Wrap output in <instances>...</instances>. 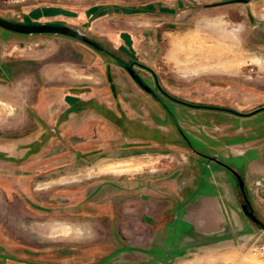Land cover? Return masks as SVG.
<instances>
[{
    "label": "rangeland",
    "instance_id": "1",
    "mask_svg": "<svg viewBox=\"0 0 264 264\" xmlns=\"http://www.w3.org/2000/svg\"><path fill=\"white\" fill-rule=\"evenodd\" d=\"M222 1L0 0V17L106 49L0 28V264H264L247 250L264 224V109L176 104L137 64L187 102L264 106V0L207 7ZM199 207L215 235L184 222Z\"/></svg>",
    "mask_w": 264,
    "mask_h": 264
},
{
    "label": "water",
    "instance_id": "2",
    "mask_svg": "<svg viewBox=\"0 0 264 264\" xmlns=\"http://www.w3.org/2000/svg\"><path fill=\"white\" fill-rule=\"evenodd\" d=\"M238 1H242V2H247L248 0H238ZM0 28H3L7 31H11V32H15V33H19V34H43V33H52V34H56V35H66V36H71L77 40H81V41H85V42H90L87 37L85 36L84 33L80 32L78 29H74L71 28L67 25L64 24H51V23H21V22H15V21H11L8 19H5L3 17H0ZM144 68L148 69L153 76L155 77L156 80V84L157 87L159 89H161L158 81H157V77L155 72L153 71V69L144 66ZM130 74L138 81L139 78L132 72V70L130 69ZM141 88H144L143 85H140ZM169 96V95H168ZM171 99H173L174 101L187 105V106H196L198 107V105H193L189 102L180 100V99H176L172 96H169ZM200 107H204V108H216V109H222L224 111L227 112H232L234 114H238V115H247V114H242L240 112H237L235 110H231L229 108H221V107H211V106H207V105H203ZM264 109V106L251 112L249 115L254 114L255 112ZM213 160H216L215 157H213ZM237 179L239 182V187L242 189L243 188V183L241 181V178L237 175ZM248 203L247 198L245 197V204L241 206L242 211L245 214H249V216L255 220V217L252 213V211H250L249 213L246 210V204ZM261 229L264 230V224L261 225Z\"/></svg>",
    "mask_w": 264,
    "mask_h": 264
},
{
    "label": "flooded vegetation",
    "instance_id": "3",
    "mask_svg": "<svg viewBox=\"0 0 264 264\" xmlns=\"http://www.w3.org/2000/svg\"><path fill=\"white\" fill-rule=\"evenodd\" d=\"M235 2H241V3H245V2H242V1H238V0H224V1H222V2H213L212 4H208L207 5V7L208 6H210V7H212V6H217V5H220V4H229V3H235ZM70 27V26H69ZM72 28V27H71ZM74 29H76V28H74ZM79 30V29H78ZM80 31V30H79ZM80 32H82V31H80ZM83 33V32H82ZM85 34V33H84ZM66 36V35H65ZM86 36V35H85ZM69 37H71V36H69ZM87 37V36H86ZM73 38V37H72ZM75 39V38H74ZM87 39L90 41V42H85V41H83V42H85L86 44H88V45H90L91 47H93V48H95L96 50H99V51H105L106 49L105 48H103V47H101L99 44H97L96 42H94L93 40H91V39H89L88 37H87ZM81 41V40H80ZM138 64V66L139 67H141V68H143V69H145V70H147V71H149L148 69H146V68H144V66H146V65H143V64H141V63H137ZM123 66H124V68H125V70L129 73V75H130V77L132 78V80L137 84V86L143 91V92H145L146 94H148L151 98H155L156 99V97H157V95H156V91L151 87V86H149V85H147L145 82H144V80L136 73V71L133 69V67L135 66V64H132V63H130V64H123ZM148 67V66H147ZM150 68V67H149ZM130 69L132 70V72L139 78V80L137 81L131 74H130ZM149 73L152 75V77H153V80H154V85H155V88H156V90L160 93V94H162L166 99H168V100H170L171 102H174V103H176V104H180V105H184V104H181V103H178V102H176V101H174L173 99H171L169 96H172V97H174V98H176V99H179V98H177V97H175V96H173V95H171V94H169L167 91H165L163 88H162V86L160 85V87H161V89H159L158 87H157V84H156V80H155V77L153 76V74L149 71ZM157 77V76H156ZM157 81H158V79H157ZM159 83V82H158ZM140 85H143L144 86V88H141L140 87ZM169 95V96H168ZM181 100V99H180ZM184 101V100H183ZM187 102V101H186ZM189 103H191V102H189ZM191 104H193V105H198V107H196V106H187V105H184V106H187V107H193V108H204V107H200V106H203V104H195V103H191ZM207 106H211V107H221V108H228V107H223V106H216V105H207ZM261 107H263V106H261ZM261 107H259V108H261ZM259 108H257V109H259ZM204 109H211V110H220V111H224V110H222V109H216V108H204ZM230 109V108H229ZM257 109H255V110H257ZM231 110H233V109H231ZM255 110H252V111H250V112H240V111H237V110H235V111H237V112H240V113H242V114H247V115H239V116H243V117H248V116H250L249 114L251 113V112H253V111H255ZM260 111V110H259ZM230 113H232V112H230ZM234 114V113H233ZM235 115H238V114H235ZM252 115V114H251ZM184 138V140L188 143V140L185 138V137H183ZM189 144V143H188ZM189 146L191 147V144H189ZM191 149H192V147H191ZM193 150V149H192ZM194 151V150H193ZM196 152V151H195ZM226 168H228L227 166H225ZM229 169V168H228ZM241 192H242V195H243V197H244V202H245V193H244V190H243V188L241 189ZM245 204V203H244ZM244 204H242V205H244ZM241 205V206H242ZM247 206H246V210H247V212L249 213L250 211H251V208H250V204L249 203H247L246 204ZM246 215H248L249 216V214H246Z\"/></svg>",
    "mask_w": 264,
    "mask_h": 264
},
{
    "label": "crops",
    "instance_id": "4",
    "mask_svg": "<svg viewBox=\"0 0 264 264\" xmlns=\"http://www.w3.org/2000/svg\"><path fill=\"white\" fill-rule=\"evenodd\" d=\"M195 212L184 213V222L188 223L191 229L195 233H200L204 235H215L217 232L218 225L220 223V217L215 209L212 207L205 208L199 207L198 209L194 210ZM217 240V239H216ZM209 241V243L216 242ZM215 244V243H212ZM201 257L195 256L190 260H185L182 264H203L206 262V256L200 255ZM208 258L209 261L214 262L217 264L218 256L216 253H210Z\"/></svg>",
    "mask_w": 264,
    "mask_h": 264
},
{
    "label": "built area",
    "instance_id": "5",
    "mask_svg": "<svg viewBox=\"0 0 264 264\" xmlns=\"http://www.w3.org/2000/svg\"><path fill=\"white\" fill-rule=\"evenodd\" d=\"M248 248L247 250L255 256L264 258V230L261 229V234L248 239Z\"/></svg>",
    "mask_w": 264,
    "mask_h": 264
}]
</instances>
